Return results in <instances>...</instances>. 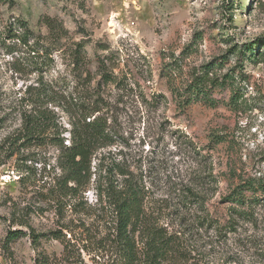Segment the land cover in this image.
I'll use <instances>...</instances> for the list:
<instances>
[{"label":"rangeland","instance_id":"rangeland-1","mask_svg":"<svg viewBox=\"0 0 264 264\" xmlns=\"http://www.w3.org/2000/svg\"><path fill=\"white\" fill-rule=\"evenodd\" d=\"M77 43L82 67L74 65ZM250 43L252 55H242ZM101 62L109 80L97 88ZM206 65L218 81L206 87L216 103L183 107L187 86ZM40 82L46 91L37 101L52 112L65 144L71 127L66 108L76 98H102L94 116L107 118L110 143L94 151L77 214L50 197L59 148L15 136ZM213 135L224 140L214 142ZM260 174L264 0L0 2V264H119L96 247L97 231L112 222L95 204L98 177L140 184L144 210L176 235L180 251L165 264H264V202L250 208L249 219L224 202L241 178ZM191 191L199 203L187 196ZM69 218L75 224L81 218L89 230L75 229L79 253L66 262L56 235ZM15 230L19 234L9 240Z\"/></svg>","mask_w":264,"mask_h":264},{"label":"trees","instance_id":"trees-1","mask_svg":"<svg viewBox=\"0 0 264 264\" xmlns=\"http://www.w3.org/2000/svg\"><path fill=\"white\" fill-rule=\"evenodd\" d=\"M6 1L9 0H0V2ZM253 45L250 43L243 46L242 55L247 52L252 55ZM258 55L254 54L253 56L257 58ZM73 57L76 67L85 66V57L82 54L80 43L76 44ZM103 67L102 62L97 66L99 74V79L96 82L97 88L108 83L109 80L105 76L106 72ZM206 67L202 74L196 76L187 86L189 94L184 95L183 107L196 100L204 101L209 105L216 103V100L208 95L206 87L214 86L218 81L216 77L209 76L208 65ZM85 71L87 74L86 83L90 84L92 81L91 70L85 67ZM37 89H39L38 92L34 96L32 94L31 98L33 99L28 102L29 108L21 112V125L15 136L25 143L48 140L59 148L57 167L60 172L54 181L55 188L50 190V197L57 206H60L62 202L69 203L72 213L77 214L76 206L80 200L76 199L80 196V192L85 191L90 182L91 159L94 157V151L110 143L107 118L103 113L94 116V113L101 111V106L98 103L102 101V98L100 96L96 100L92 97L76 98L71 107L66 108L71 127L68 132L69 143L65 144L64 138L59 135L58 124L52 112L47 107L42 108L40 101H37L41 98V93L46 91L44 84L40 82ZM231 101H236L233 96ZM212 140L220 142L224 140V137L213 135ZM101 161L102 158H99L98 169L101 166ZM109 171L111 169L106 166V174ZM119 174L125 175L121 170ZM94 182L95 204L100 209H106L112 215L111 225L97 231L98 237L95 242L100 253L114 255L119 264H165V261L175 257L176 252L180 251V248L177 247L176 235L153 221L144 210V192L138 182L128 177L119 182L110 179L101 180L98 177L94 179ZM187 196L196 200L195 203L200 202L199 195L195 192L191 191ZM182 200H186V196ZM224 202L229 203L231 212L237 217L249 219L250 208L254 204L264 202V174L241 178L224 196ZM84 203L86 204V202ZM80 219H78V224H75V219L69 218L66 223L62 224V231L56 235L64 241L61 256L66 262L74 254L79 253L75 229H81L82 233L84 231L88 233L89 230ZM63 230L68 232V237ZM81 232L79 235L82 234ZM18 234L19 231L15 230L9 236V240ZM32 237L35 242L37 236L32 234ZM5 245H8L7 242ZM177 259L178 262L181 261V258ZM68 264L72 263L69 261Z\"/></svg>","mask_w":264,"mask_h":264}]
</instances>
